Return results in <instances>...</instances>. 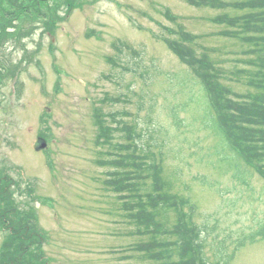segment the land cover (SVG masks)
<instances>
[{"label": "rangeland", "instance_id": "rangeland-1", "mask_svg": "<svg viewBox=\"0 0 264 264\" xmlns=\"http://www.w3.org/2000/svg\"><path fill=\"white\" fill-rule=\"evenodd\" d=\"M60 3L53 7L58 20L52 43L40 28L32 36L13 37L10 27L0 49V169L14 180L10 198L24 215L30 211L45 233L46 264L150 263H142L133 249L142 238L125 219L119 195L104 188L109 186L105 168L96 164V108L114 114L117 125L135 123L142 133L159 130L149 142H166L163 174L173 192L195 205L191 221L215 225L208 230L205 254L214 260L223 239L231 254L234 239L264 221V179L229 152L228 160L246 172V183L218 162V139L199 121L206 108L200 85L169 43L196 38L198 51L228 70L244 66L247 45L218 34L223 27L211 20L223 10L186 0ZM224 84L236 92L245 89L237 82ZM106 96L119 101L102 102ZM172 106L178 118L170 116ZM42 136L47 148L36 152ZM225 151L218 150L222 156ZM203 176L207 185L195 179ZM230 264H264V237L236 252Z\"/></svg>", "mask_w": 264, "mask_h": 264}, {"label": "trees", "instance_id": "trees-1", "mask_svg": "<svg viewBox=\"0 0 264 264\" xmlns=\"http://www.w3.org/2000/svg\"><path fill=\"white\" fill-rule=\"evenodd\" d=\"M201 8L223 10L211 22L223 27L219 35L247 45L240 69L228 70L219 66L205 51L196 47V38L169 43L174 53L189 67L200 85L206 108L199 121L202 128L212 130L218 139L215 154L218 162L233 169L232 177L246 183L245 171L236 160L229 161L227 153L242 159L264 179V0H186ZM75 2H70L69 7ZM117 67L118 60L108 62ZM222 78V81L221 79ZM225 81L245 86L244 91H233ZM116 103L117 98L101 100ZM190 100L183 102L185 107ZM169 114L178 118L177 106L169 107ZM94 144L100 150L96 163L105 168L107 189L119 195L125 218L135 225L141 241L133 249L150 264H228L236 252L264 237V221L254 231L234 239L233 251L227 252L226 239L214 248V260L205 254L207 238L211 236L208 219L201 225L191 221L196 207L173 192L172 182L163 174L165 140L149 142L159 130L143 131L137 124L117 125L114 114H104L96 108ZM179 121V120H178ZM121 133L118 135V133ZM226 150L220 155L218 150ZM207 185L206 178H195ZM0 191V264H46L41 254L45 233L35 224L36 217L25 213Z\"/></svg>", "mask_w": 264, "mask_h": 264}, {"label": "flooded vegetation", "instance_id": "flooded-vegetation-1", "mask_svg": "<svg viewBox=\"0 0 264 264\" xmlns=\"http://www.w3.org/2000/svg\"><path fill=\"white\" fill-rule=\"evenodd\" d=\"M3 2H8V5L4 6ZM50 2H61V6L68 7L70 0H0V49H4L1 48L2 44H5L2 40L8 37L6 35L12 34L8 30L10 27H13V37L19 36L20 32L25 36H32L40 28L42 34L49 36L52 42L50 34L54 15ZM30 20L33 22L32 26L25 24ZM1 178L3 179V176Z\"/></svg>", "mask_w": 264, "mask_h": 264}, {"label": "water", "instance_id": "water-1", "mask_svg": "<svg viewBox=\"0 0 264 264\" xmlns=\"http://www.w3.org/2000/svg\"><path fill=\"white\" fill-rule=\"evenodd\" d=\"M45 147H46V142L43 139H38L35 146V150L39 151L44 149Z\"/></svg>", "mask_w": 264, "mask_h": 264}]
</instances>
